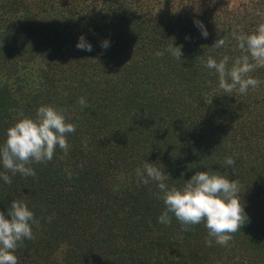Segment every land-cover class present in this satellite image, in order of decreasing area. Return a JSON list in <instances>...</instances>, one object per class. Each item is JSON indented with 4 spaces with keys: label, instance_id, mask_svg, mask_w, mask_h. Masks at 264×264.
<instances>
[{
    "label": "trees",
    "instance_id": "1",
    "mask_svg": "<svg viewBox=\"0 0 264 264\" xmlns=\"http://www.w3.org/2000/svg\"><path fill=\"white\" fill-rule=\"evenodd\" d=\"M262 22L264 0H0V144L41 105L75 126L67 154L26 165L35 176L0 166L12 180L0 181V212L15 199L37 221L18 264H264V68L247 74L256 87L229 95L205 67L227 56L231 68L247 55L233 31ZM81 35L91 52L75 47ZM228 156L236 165L222 167ZM144 163L170 187L204 170L235 179L244 224L221 246L203 221L158 223L159 190L136 176Z\"/></svg>",
    "mask_w": 264,
    "mask_h": 264
},
{
    "label": "clouds",
    "instance_id": "2",
    "mask_svg": "<svg viewBox=\"0 0 264 264\" xmlns=\"http://www.w3.org/2000/svg\"><path fill=\"white\" fill-rule=\"evenodd\" d=\"M193 23L200 28L201 35L207 37L208 32L202 23L198 20ZM232 38L236 41V46L247 55L233 61L231 68L227 67V56L219 61L209 57L205 67L218 75V87L222 93L243 95L250 87L254 88L258 84L255 78L247 74L254 68H264V22L246 35L234 30ZM224 44V39L219 38L213 45L220 48ZM110 45L109 38L101 41L102 49H107ZM177 46H169L167 52L172 57L181 59L182 47ZM75 47L91 52L93 46L81 35ZM249 57L253 63H249ZM79 104L82 108L87 107L84 98L79 100ZM74 132L75 126L66 122L61 110L41 105L36 109L35 118L22 117L6 130L4 141L0 144V166L12 176L17 173L24 177L35 176V170L26 165L52 160L57 148L67 154V135ZM233 165H236L234 159L228 156L221 166L229 168ZM233 171L236 172V167ZM136 176L141 183L153 182L159 190L164 210L157 217L158 223L169 224L174 216L182 230H187L188 226L203 221L208 236L221 246L227 245L231 234L244 224V204L239 199V187L235 179L230 180L228 176L204 170L195 172L180 187H170L167 183L170 175L164 168H158L152 163H144L142 168L138 167ZM0 181L4 184L12 183L11 177L3 173H0ZM7 212V216L0 212V264H18L15 250L25 240L34 238L32 226L37 221L33 211L23 201L13 199ZM206 242L211 244L212 240Z\"/></svg>",
    "mask_w": 264,
    "mask_h": 264
}]
</instances>
